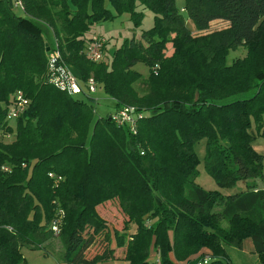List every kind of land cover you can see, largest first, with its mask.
<instances>
[{"label":"trees","instance_id":"1","mask_svg":"<svg viewBox=\"0 0 264 264\" xmlns=\"http://www.w3.org/2000/svg\"><path fill=\"white\" fill-rule=\"evenodd\" d=\"M22 1L19 13L0 0V130L15 135L0 140V264H23L25 245L46 249L58 208L60 264H197L204 249L211 264H232L223 245L243 247L247 238L264 264V188L206 190L194 149L206 138L205 167L221 187L264 179V154L254 147L264 135V0H186L200 32L228 21L207 34L192 32L176 0H109L114 11L106 0ZM144 8L155 17L141 38L125 39L110 61L86 56L94 23L129 12L140 26ZM55 40L77 75L94 77L113 99L114 112L95 117L91 93L71 95L48 79ZM240 48L245 56L229 63ZM140 61L148 76L135 68ZM18 91L30 104L14 126L8 107ZM124 106L143 113L136 133L112 119ZM115 200L127 221L113 246L99 208Z\"/></svg>","mask_w":264,"mask_h":264},{"label":"rangeland","instance_id":"2","mask_svg":"<svg viewBox=\"0 0 264 264\" xmlns=\"http://www.w3.org/2000/svg\"><path fill=\"white\" fill-rule=\"evenodd\" d=\"M177 7L180 12L184 15L186 19V23L188 27L192 30V32L196 34H207L211 32H215L218 30H223L228 27L229 23L223 19H216L211 22L210 28L207 31L200 32L197 28L196 23L190 18L189 12L186 8V0H176ZM106 6L111 8L114 11L113 6L109 0H106ZM140 10V9H139ZM17 12L22 11L20 9L16 10ZM142 11V10H141ZM144 18L142 20V24L140 26H136L135 22L129 12H124L118 15L113 19H109L106 21H100L94 23L92 28L90 29V34L99 35L106 39V47L108 46V50L105 51L104 60L110 61L112 59V50L115 47H120L122 43L127 38L136 37L141 38L143 30L149 29L154 25V17L155 13L148 8L143 9ZM45 35L49 40L54 41L53 35L45 29ZM109 49H112L109 51ZM173 51L172 45L169 44L167 53L170 54ZM246 54L245 48H240L236 51L231 50L228 55V62L231 63L234 58L243 57ZM103 60V61H104ZM135 68L140 71L144 76L149 75V66L144 62L140 61L135 65ZM92 95L96 98L93 99L92 102L95 105V117L105 116L115 111L114 101L111 97L106 95L104 89L101 87L97 88L96 92H93ZM8 118V117H7ZM11 123L15 126L16 119L8 118ZM264 131V130H263ZM257 133V137L254 141L255 149L264 154V135ZM15 139V135L13 133H4V130H0V140L5 142H11ZM194 149L197 152L199 158L198 165V175L196 181L206 190L211 191H220L223 194H233L235 192L241 191L242 189H246L248 185L257 183L259 187L264 188V179L262 177H256L251 179H243L239 180L238 183L233 187H221L215 178L208 172L205 167V159L207 152V141L206 138L199 140L194 145ZM264 170V163H263ZM221 201V199L217 200V202ZM221 202L214 204V209L219 208ZM100 215L106 219L109 229L111 230L112 238H113V246L116 245L114 230L119 229L123 231L125 227V223L127 221V216L122 212L121 207L117 200L106 203L99 208ZM132 231L135 230V227L131 224ZM61 235L54 236V238L50 239L49 242H46L45 248H31L30 246L25 245L22 248V253L24 256L23 264H58L61 258H63L65 252V246L63 245L62 240L60 239ZM103 242H99V245L92 246L88 252V258H92L97 252L102 248ZM224 250L226 251V255L231 261L232 264H260V257L257 253L252 252L251 248L253 247V241L250 238H247L244 241L243 247H237L230 244L223 245ZM206 255L201 258V264H211L213 260V256L209 253L208 250L204 249ZM115 255L119 257V259L115 260L118 262H123L122 257H124L123 249H116ZM121 257V258H120ZM159 255L155 249H152L150 260L153 262L158 261ZM198 261V262H199ZM114 262V261H112ZM197 262V264H198Z\"/></svg>","mask_w":264,"mask_h":264},{"label":"built area","instance_id":"3","mask_svg":"<svg viewBox=\"0 0 264 264\" xmlns=\"http://www.w3.org/2000/svg\"><path fill=\"white\" fill-rule=\"evenodd\" d=\"M14 7L24 10V4L22 0H16L13 4ZM106 39L93 35L85 48L86 56L95 62L104 60ZM48 79L56 86L67 91L71 95L82 94L85 91L93 93L97 91L98 82L94 77H90L87 81H83L80 76L68 65L63 59L59 43L55 40L53 48L49 52L48 61ZM30 100L25 97L22 91H18L13 99V102L8 107V118L17 119L23 113L26 112L29 107ZM143 113L134 106H124L113 114L112 119L121 126H128L132 132H137V124L139 117H142ZM6 170H11L10 167H6ZM51 177L59 182L62 177L57 176L54 173H50ZM64 222V210L58 208L56 217L54 218L51 228L54 234L58 236L61 233L62 225ZM201 264V261L198 262Z\"/></svg>","mask_w":264,"mask_h":264},{"label":"crops","instance_id":"4","mask_svg":"<svg viewBox=\"0 0 264 264\" xmlns=\"http://www.w3.org/2000/svg\"><path fill=\"white\" fill-rule=\"evenodd\" d=\"M8 1H10L11 4H14V2H15L16 0H8ZM93 25H94V24H93ZM91 28H92V26H91ZM91 28H90V29H91ZM89 31H90V30H89ZM89 31L86 32L85 36L89 37V36H93V35H95V34H90ZM106 42H107V41H106ZM116 48H117V47H115L113 50H112V49H109V51L112 50V54H113V51H114ZM106 50H108V46L106 47ZM251 250H252V252H254V245H253V247L251 248ZM254 253H255V252H254ZM58 264H60V263L58 262Z\"/></svg>","mask_w":264,"mask_h":264}]
</instances>
